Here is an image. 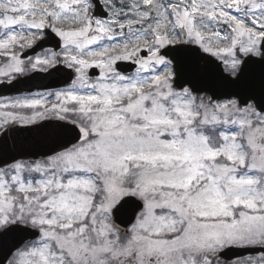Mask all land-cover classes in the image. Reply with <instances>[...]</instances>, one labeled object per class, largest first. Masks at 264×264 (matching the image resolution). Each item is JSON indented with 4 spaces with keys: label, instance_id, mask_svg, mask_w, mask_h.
<instances>
[{
    "label": "snow or ice",
    "instance_id": "snow-or-ice-1",
    "mask_svg": "<svg viewBox=\"0 0 264 264\" xmlns=\"http://www.w3.org/2000/svg\"><path fill=\"white\" fill-rule=\"evenodd\" d=\"M58 72L0 98V264H264V0H0V87Z\"/></svg>",
    "mask_w": 264,
    "mask_h": 264
},
{
    "label": "water",
    "instance_id": "water-1",
    "mask_svg": "<svg viewBox=\"0 0 264 264\" xmlns=\"http://www.w3.org/2000/svg\"><path fill=\"white\" fill-rule=\"evenodd\" d=\"M51 46L52 44H42L40 47L44 48ZM36 51H40V49L38 48ZM31 54L32 53H29V55ZM64 81H66V77L63 72L54 73L51 76L46 74H30L29 77L21 78L20 82L16 84L15 88L0 87V96L31 92L33 90L59 88L64 86ZM31 142H34L36 146L29 149L30 152L39 153L44 151L46 148V145L42 143L39 135H36ZM24 158L28 157L25 156ZM36 158H38V156Z\"/></svg>",
    "mask_w": 264,
    "mask_h": 264
},
{
    "label": "flooded vegetation",
    "instance_id": "flooded-vegetation-1",
    "mask_svg": "<svg viewBox=\"0 0 264 264\" xmlns=\"http://www.w3.org/2000/svg\"><path fill=\"white\" fill-rule=\"evenodd\" d=\"M51 90H55V89H51ZM44 91H46V90H41V91H34V92H44ZM17 95H26V94H17ZM16 95H10V96H0V98H4V99H6V98H10V97H15Z\"/></svg>",
    "mask_w": 264,
    "mask_h": 264
}]
</instances>
